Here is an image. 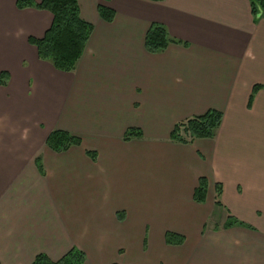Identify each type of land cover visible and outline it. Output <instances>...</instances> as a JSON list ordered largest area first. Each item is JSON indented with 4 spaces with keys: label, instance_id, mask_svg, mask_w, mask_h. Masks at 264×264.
Listing matches in <instances>:
<instances>
[{
    "label": "crops",
    "instance_id": "1",
    "mask_svg": "<svg viewBox=\"0 0 264 264\" xmlns=\"http://www.w3.org/2000/svg\"><path fill=\"white\" fill-rule=\"evenodd\" d=\"M77 1L93 29L65 72L28 41L52 14L0 0V264L72 247L83 264H264V89L251 92L264 83V17L250 0ZM153 22L181 42L148 52ZM210 109L222 114L213 137L170 139ZM128 128L141 135L124 139ZM54 129L81 143L51 150ZM227 214L242 224L224 227Z\"/></svg>",
    "mask_w": 264,
    "mask_h": 264
},
{
    "label": "trees",
    "instance_id": "2",
    "mask_svg": "<svg viewBox=\"0 0 264 264\" xmlns=\"http://www.w3.org/2000/svg\"><path fill=\"white\" fill-rule=\"evenodd\" d=\"M108 1V0H102ZM157 1V0H156ZM17 8L33 7L47 10L52 14V22L46 29L42 37L30 36L29 43L35 46L37 56L41 60L49 61L57 70L72 71L76 62L80 58L85 45L91 35L93 26L84 20L80 15L77 0H16ZM251 12L253 15L264 17V0H250ZM99 16L109 22L114 17V10L104 3L97 6ZM181 41L169 35L162 24L151 23L148 27L145 38V49L150 53H157L167 47L170 43H180ZM6 78L5 72L0 73V81ZM264 89V83L256 84L252 87V94L258 89ZM222 114L218 110L210 109L201 115L190 116L174 124L170 139L180 143H188L194 138H211L215 130L220 125ZM141 132L137 128H128L124 133V139L140 136ZM46 146L55 152L67 150L72 145H79L81 139L62 129L52 130L45 140ZM94 158L93 152H88ZM39 169L40 164L37 159ZM207 183L204 178H200L194 190L193 198L196 202L205 200ZM220 193L218 186L216 195ZM219 200L217 199V202ZM235 224H242L230 214H227L224 227ZM167 244H181L184 237L174 232L165 233ZM85 254L76 247L70 248L57 260H51L46 254L35 255L31 264H83Z\"/></svg>",
    "mask_w": 264,
    "mask_h": 264
}]
</instances>
